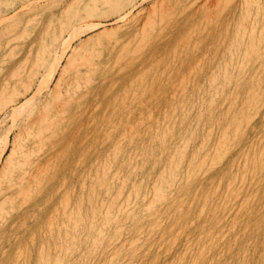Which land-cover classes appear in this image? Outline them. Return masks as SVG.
I'll return each instance as SVG.
<instances>
[{"label": "rangeland", "instance_id": "rangeland-1", "mask_svg": "<svg viewBox=\"0 0 264 264\" xmlns=\"http://www.w3.org/2000/svg\"><path fill=\"white\" fill-rule=\"evenodd\" d=\"M244 8L243 0H109L103 4L98 0H0V97L15 93L19 102L40 84L44 89L16 120L0 112V151H4L0 170L16 136L25 139L22 142L42 164L54 160L42 184L29 187L22 203L20 199L1 203L8 184L0 171V264H264V77L260 65L254 64L264 57L255 60L251 51L242 56L248 38L239 40L235 33ZM123 13L128 14L124 20L119 17ZM260 17L255 23L259 27ZM148 20L154 30L138 50L135 42ZM91 23L100 25L70 39L61 65L80 47L75 59L79 64L91 60L95 69L86 77L84 67L78 65L82 72L76 77L70 68L58 90L62 95L53 94L61 66L50 80L55 61L48 54L63 38H70L74 28L78 35V29ZM230 60L235 65L244 60L249 78L238 74L237 67L229 68L224 82L219 65ZM145 69L148 74L140 85ZM185 74H189V89L181 98L178 82ZM252 76L259 84L254 98L246 95ZM88 77L86 85L75 87ZM41 78L51 82L42 79V83ZM193 85L201 90L192 92ZM67 87L76 89L71 100ZM206 92L207 110L196 116L203 103L199 97ZM64 101L66 106L60 104ZM47 102L52 103L51 114L65 110L64 119L52 129L50 139L33 142L26 129L31 125L34 130L32 121ZM165 113L169 119L165 127L156 128L158 135L143 127L149 116L151 122L166 120ZM124 122L135 128L132 142L110 156ZM246 156L253 158L247 165ZM17 157L14 152L13 162ZM129 157L133 163H128ZM104 165L109 167L106 174ZM115 171L125 176L123 183L111 182ZM108 184L109 193L117 194L113 202L131 199L138 204L133 213L119 214L118 230L105 226V237L95 246L79 233L81 226L71 240L48 232L50 219L70 225L62 213L64 193L66 210L81 209L77 211L86 226V215L100 212L97 202ZM144 200H151L157 209L154 217L140 207ZM131 240L137 241L132 247Z\"/></svg>", "mask_w": 264, "mask_h": 264}, {"label": "bare ground", "instance_id": "bare-ground-1", "mask_svg": "<svg viewBox=\"0 0 264 264\" xmlns=\"http://www.w3.org/2000/svg\"><path fill=\"white\" fill-rule=\"evenodd\" d=\"M33 1V0H32ZM91 1V0H90ZM96 1V0H94ZM109 0H98V3H105ZM159 1H163V0H159ZM208 1V0H207ZM218 1V0H215V2ZM38 0H35V3H37ZM29 3H31V1H29ZM28 3V4H29ZM240 3H242L240 1ZM243 3L245 5V8L244 10H242V15L240 17V19H238V24H237V27H236V36L239 38L240 40V37L243 36V39L244 38H248L246 39L247 40V50L243 52L242 56L248 54L250 51L251 53L254 55L255 57V60H261L264 56V46L262 48L259 47V44L260 43H263L264 45V0H243ZM27 4V3H25ZM72 4V3H71ZM70 4V5H71ZM213 4V3H212ZM217 4V3H216ZM214 4V5H216ZM35 5V4H34ZM97 4L95 3L94 6H96ZM139 5V4H138ZM23 6V5H22ZM29 6V5H28ZM162 6V3L161 5ZM242 6V5H241ZM255 6V7H254ZM135 7V5L132 7V9ZM212 7V6H211ZM254 7L253 9H255V17L253 15L254 18H252V21L250 22V10L251 8ZM32 8V7H31ZM136 8V7H135ZM223 8V7H222ZM95 9V7H94ZM155 9L157 10L156 6H155ZM31 10V9H30ZM29 10V11H30ZM169 10V9H168ZM66 11V10H65ZM128 11V9H127ZM130 11V10H129ZM128 11V12H129ZM213 9L211 10H208V13L209 15H212L213 16ZM241 11V10H240ZM131 12V11H130ZM153 12V10H152ZM216 12V11H215ZM214 12V13H215ZM66 13V12H65ZM241 13V12H240ZM77 15V14H76ZM126 15H128L127 13L124 14L123 13V16H119L120 18H122L124 20V18L126 17ZM129 15H131L129 13ZM168 15V14H167ZM12 16V15H11ZM147 16H150V15H147ZM146 16V17H147ZM261 16V17H260ZM2 17V15L0 16V18ZM7 17V16H6ZM5 17V18H6ZM33 17V16H32ZM77 17V16H76ZM118 17V18H119ZM260 17V23H261V27H259L256 23V19H259ZM3 19V20H6V19ZM2 19V18H1ZM74 19V18H73ZM117 19V18H116ZM126 19V18H125ZM145 19V18H144ZM147 19V18H146ZM253 19H255V21H253ZM8 20V19H7ZM29 20V19H28ZM233 20V19H232ZM52 21V20H51ZM89 21V20H87ZM120 21V20H119ZM1 22V21H0ZM3 22V21H2ZM5 22V21H4ZM37 22V20H36ZM86 22V21H85ZM153 22V21H152ZM234 22V21H233ZM26 23V22H25ZM51 23V22H50ZM54 23V21L52 22ZM88 23V22H87ZM144 23V22H143ZM27 24V23H26ZM90 24V23H89ZM118 24V23H117ZM50 25V24H48ZM63 25V24H62ZM81 25V24H80ZM100 24H93L91 23V25L89 26H85L86 30H81L82 31H79L78 29V35L74 34L76 31H75V28H74V33H71L69 34L70 38H68L66 40V38H63V40L61 41V44L60 46L57 48V49H53L52 48H48V51L52 50L53 53L52 54H48V57L51 55L53 58V60L55 61H52V63L54 62V66L53 64L52 65V69L50 71V73L48 75H50V80L54 77L56 71L58 72V68L60 70V74H59V78L57 79L56 83L54 82L55 85L54 86V89L52 91L53 94H56L57 92H59V88H61L60 86H62V82H63V79L67 73V71L72 68V72H74L77 77V75L80 73L81 74V67H84L83 70H85L84 72V75H89V73H92L93 70L95 69L96 67V64L91 61V60H87L86 63H80L79 64V60L78 59H75V56L77 55V58L79 56V49L80 47H77V48H74L70 54V57L67 59V62L65 65H61L62 64V60H63V57L64 55L66 54L67 55V49L69 47V44H70V39H72L73 37H81L83 36L84 34L88 33L89 31L97 28V26H99ZM61 26V25H60ZM84 27V26H83ZM78 28V25L76 27V29ZM47 29V28H46ZM48 30V29H47ZM63 30V29H61ZM154 30V27H153V24L148 20L147 22H145L143 28H142V31L140 33V35L137 36V40L135 42L136 44V47L137 49H141V48H144L145 45L148 43V37L149 35L151 34V32ZM191 30V29H190ZM60 33H63V32H60ZM62 35V34H61ZM79 37V38H80ZM235 38V36H234ZM74 39V38H73ZM242 40V39H241ZM222 42V41H221ZM233 42H235V45H237V40L233 39ZM244 42V41H243ZM125 44V43H124ZM15 46V45H13ZM12 46V47H13ZM239 46V45H238ZM11 47V48H12ZM43 48V47H42ZM56 48V47H55ZM125 48H122V51H124ZM235 49V47H234ZM10 51V49H9ZM43 52V51H42ZM46 52V51H45ZM93 52V51H92ZM12 53V52H11ZM50 53V52H49ZM43 54V53H42ZM239 54V53H238ZM90 56L91 53H86V56ZM85 56V54H84ZM87 56V57H88ZM4 57V56H3ZM203 57V56H202ZM37 58V57H36ZM49 58H47L48 60ZM75 59V60H74ZM200 59V58H199ZM229 59V58H228ZM82 60V59H81ZM225 60V58H224ZM25 61V60H24ZM3 62V61H2ZM258 62V61H256ZM24 63V62H23ZM254 64H257L259 66V70H261L263 73L261 74V76L264 77V59L261 60L259 63H254ZM24 65V64H23ZM78 65H80L81 67L79 68ZM245 65L248 66V64L243 60L242 62L240 61L239 64H234L232 63V60H230L228 63H224V66L221 64L219 65V72L218 74L220 76H222V79L224 82H226L229 77L227 76L228 72H229V68L230 69H234L237 67V72L238 74H241L243 75V77H246V78H249V75H245L246 73H244V71L246 72V67ZM21 66V65H20ZM20 66L18 65V67L20 68ZM50 66V65H49ZM49 66H48V69H49ZM20 69H24L23 68H20ZM19 69V70H20ZM19 70L17 72V74L19 73ZM44 70V69H42ZM76 70V71H75ZM30 71V69H29ZM48 71V70H47ZM46 71V72H47ZM213 71V70H212ZM16 72V70H15ZM256 72V70H255ZM45 73V72H44ZM190 74V78H191V71L188 72ZM39 73H35V77L37 78V75ZM148 74V69H145L141 74H140V85L142 84L143 85V80L145 79V77L147 76ZM189 74H185L184 76H181L180 79H179V82L178 84L180 85V96L181 98H183L185 95L188 94V89H189ZM255 74V73H254ZM15 74L12 75V77L14 78ZM17 76V75H16ZM33 76V75H32ZM43 76V75H42ZM18 77V76H17ZM58 77V76H57ZM256 77V76H255ZM254 76H252L250 79H251V85L249 87V89L247 90V96H251L252 98H254V96L256 95V92H257V86L259 85L258 82H257V78H255ZM90 77L88 78H84L82 80V82L79 84L77 83L75 86L76 88H79L82 85H86L90 80H89ZM215 78H216V75L215 74H212V81L214 82L215 81ZM231 78V77H230ZM41 78V82L43 83V81L45 80V82L47 83L49 81V79L47 80V78L43 79ZM55 79V78H54ZM17 80V79H16ZM40 80V79H39ZM47 80V81H46ZM53 81V80H52ZM78 81V80H77ZM39 83V81H37ZM51 81H49L48 83H50ZM75 82V81H74ZM6 83V82H5ZM16 83V82H15ZM24 83V82H23ZM209 83V82H208ZM14 84V83H13ZM26 84V83H25ZM40 84V83H39ZM72 84V83H71ZM42 85L43 84H40L39 87L37 88V90H33L31 91L30 89V85H26V88L25 90L27 92H30L31 91V96L25 98L23 101H19V102H16L17 99H14V97L17 95L15 93L7 95V96H3L4 98H1L0 97V101H1V107H0V112L5 115V118H9L11 117L10 119L16 118L18 116H20L21 112L23 111V109L27 106H29V103L35 99V95L36 94H39L41 92V88H42ZM48 85V84H47ZM187 85V86H186ZM15 86V84H14ZM49 86V85H48ZM47 86V88H48ZM198 86V85H197ZM201 86V85H200ZM25 87V86H24ZM50 87V86H49ZM75 87L73 88V91L70 89V87H67L66 89V92L65 93H68L67 96H68V100H71L73 99V96L75 95ZM139 88L141 86H138ZM46 88V87H45ZM192 92H197L199 90H201V87H197L195 88V86L193 85L192 87ZM8 89V88H7ZM6 89V91H7ZM13 89V88H12ZM24 89V88H22ZM142 91L141 93H145L146 92V88L142 87L141 88ZM2 90V89H1ZM16 90V89H15ZM44 90V89H43ZM42 90V91H43ZM49 91V90H48ZM207 91V90H206ZM1 92V91H0ZM13 92H14V89H13ZM15 92H18L19 91H15ZM4 93V92H3ZM60 95L61 92H59ZM58 93V94H59ZM21 93L18 94V96L20 95ZM135 95H138L136 92L134 93ZM200 96V95H199ZM207 96V92L206 93H203L202 96H200L199 98H202L203 99V103L201 105V107L199 106V112H197L196 116H200L201 115V111L203 110H207V99L204 100V98ZM228 95L225 96V100L228 99L227 97ZM57 97H60L58 95H55L54 98L57 99ZM137 98V97H136ZM4 99V100H3ZM53 99V98H52ZM59 99V98H58ZM135 99V98H134ZM26 100V101H25ZM54 100V99H53ZM52 100V101H53ZM67 100V101H68ZM235 100V99H234ZM61 101V100H60ZM136 101V99L134 100ZM191 102V101H190ZM52 103L50 102H47V104L42 108L43 110H40V112H38V116L35 118L34 122L32 121V125L35 124V128L33 130V128H31V125H29L30 128L26 129L27 131V136L28 138L32 137V140L33 142H42L44 140V138H49L54 135V130H52L53 128H55L59 123L62 122V119H64V113H65V110H57L55 113H49V109L51 108V105ZM56 104V103H55ZM62 104L63 106L65 105L66 106V101L60 103ZM31 105V104H30ZM60 106V105H59ZM172 106V105H171ZM214 106V105H213ZM29 108V107H28ZM201 108V109H200ZM27 109V108H26ZM59 109V108H58ZM250 110V109H249ZM27 111V110H26ZM34 111V110H33ZM175 109L171 110L172 115L175 114ZM251 111V110H250ZM23 113V112H22ZM27 113V112H26ZM25 113V114H26ZM129 114H130V111H129ZM150 114V113H149ZM232 114V113H231ZM234 117V116H233ZM164 118L166 120H159L158 122H151V119H150V116H149V119H147V122L145 123V125H143V127H145L146 129H148L149 131L153 132L154 134L156 133V135H158V132L156 130V128H162V127H165V124L167 123V120L169 118H167V114L165 113L164 114ZM1 119V118H0ZM3 119V118H2ZM176 119V118H175ZM186 119V116L185 118L182 119L185 120ZM14 120V119H13ZM12 120V121H13ZM15 122V121H13ZM18 123V122H17ZM197 123V122H196ZM19 124V123H18ZM132 124V123H131ZM14 125V124H13ZM122 127V131H120V133L117 135V137L114 139V141L112 142L111 144V152H109V155L112 156V155H116L118 153L121 152V149H122V146L123 144H128L131 141V134L134 133V126L133 125H130L128 122H124L122 124H120ZM237 127V126H236ZM227 129V128H226ZM20 130V129H19ZM25 130V129H24ZM8 131V130H7ZM23 133V132H22ZM211 133V132H210ZM19 133H17L18 135ZM15 141H14V144L12 146V150H11V154L8 156L7 155V158L5 161H2L4 163V166L2 168V170H0L2 172V175H3V178L5 179L6 183L8 184V188H7V191L5 192V195H3L2 197V202L3 204L5 203H13L15 201V199H20L21 200V203L25 200V198L27 197L26 196V193L29 189V187L33 186V187H39L41 184H42V180H43V177L44 175H46L47 173H49L51 171V165L54 163V160H49V161H46V163L42 164L39 159L37 158L38 154L33 150V149H30L28 148V144H24L22 141H24L25 139L22 138V136H16L15 137ZM26 138V137H25ZM43 138V139H42ZM1 139V138H0ZM180 140V139H178ZM3 141L6 143V146L5 148L8 146V137L6 136L5 138L3 137ZM220 141V140H219ZM2 144V142L0 143ZM12 144V143H11ZM24 144V145H23ZM44 145V144H43ZM201 146V145H200ZM1 147V145H0ZM233 147V146H232ZM4 148V147H3ZM4 148V149H5ZM41 149V148H40ZM136 149V147H135ZM39 150V149H37ZM215 150V149H214ZM226 150V149H225ZM1 152V151H0ZM17 153V162H13L14 160L12 159V156L13 154ZM131 152V151H130ZM3 154H4V151L0 153V163H1V160H2V157H3ZM253 154V153H252ZM162 155V154H161ZM206 157V156H205ZM212 157V156H211ZM127 158V157H126ZM133 159L132 157H129L128 158V163H133ZM204 160V159H203ZM126 161V162H127ZM182 161V160H181ZM253 161V158L252 157H248L246 156V159H245V165L251 163ZM262 161V160H261ZM123 162V161H122ZM125 162V161H124ZM203 162V161H202ZM125 165V163H124ZM140 164H136V166ZM264 165V164H263ZM1 167V166H0ZM171 167V166H170ZM37 168V169H35ZM97 168V167H96ZM108 166L107 165H104L101 169H102V173L103 174H106L108 173ZM193 168V167H192ZM232 168V167H231ZM238 168V167H237ZM195 171V170H194ZM160 172V171H159ZM163 173V172H162ZM98 179L97 181L100 182L102 179H101V175L98 171ZM160 174V173H159ZM191 175V174H190ZM97 178V177H96ZM190 178V177H189ZM125 180V176H121L120 175V172L119 171H115V172H112L111 174V182L114 183H123ZM175 181V180H174ZM256 182V181H255ZM82 184V183H81ZM257 184V183H256ZM27 185V186H26ZM84 186V185H83ZM132 187H135V186H132ZM105 190H104V195L103 197H101V200L99 202H97V204H99V207H100V212H98L97 210H92L88 215H86V226H83V220L84 219H81L79 214H78V211H81L77 209H75L74 211L71 210V211H67L66 208L68 207L66 205V202H67V196L65 195V193L62 195V199H63V202H62V206L64 208V211H62L63 213V218H67V220L69 221L68 223L70 225H66L64 223H60V224H56L55 221H53V219H50L48 220V232L49 233H56L58 235H66V238L67 239H74L75 236H76V231L78 230L79 231V228L81 226L82 228V231L80 230V234H83V238L85 240H89L90 243L94 244V243H99L100 241L103 240V238L105 237V226H109V225H113V227L115 228V230H118L120 227H121V224H120V220H119V214L122 212H127V213H133V211L136 210V208L138 207V204L134 201V200H131V199H126L125 201H121V202H113L114 199H116V196L117 194H114L113 196L109 193V184L104 187ZM120 188V186H119ZM150 192V191H149ZM148 192V193H149ZM152 194V193H150ZM14 196L16 198H14ZM205 198V197H204ZM113 200V201H112ZM205 200V199H203ZM92 201V199H91ZM134 201V202H133ZM80 204V203H79ZM180 205V204H179ZM85 206V205H84ZM205 206V205H204ZM77 207V206H76ZM140 207H143L147 209V215L149 218H151L152 216L154 217L156 215V208L155 206L152 205V201L151 200H144L141 204ZM102 208V209H101ZM3 209V206L0 204V212L2 211ZM228 209H230L228 207ZM78 210V211H77ZM55 213V212H54ZM236 213V212H235ZM52 214V213H51ZM54 215V214H53ZM262 215V214H261ZM130 216V215H129ZM1 217V216H0ZM54 220H55V217H54ZM143 220V218H140V219H137V220H134V221H141ZM72 221V222H71ZM100 221V222H99ZM99 223H101V225H97ZM247 228V227H246ZM139 230V228L137 229ZM136 230V231H137ZM155 230V229H154ZM211 230V229H210ZM247 232V231H246ZM80 234H77V235H80ZM139 235L142 234V232H139L138 233ZM45 238V237H44ZM137 239H140V237L137 236ZM149 239V237H148ZM161 240V239H160ZM187 240V239H186ZM263 240V239H262ZM147 241V240H146ZM137 241L136 240H131L129 243H130V246H134V244L136 243ZM154 242V241H153ZM158 242V241H157ZM189 243V242H188ZM187 243V244H188ZM71 244V243H70ZM144 244V243H143ZM157 244V243H156ZM72 245V244H71ZM149 245V244H148ZM86 246V245H85ZM95 246V244H94ZM128 246V245H127ZM190 247V246H189ZM42 248V247H40ZM69 248V247H68ZM139 248V247H138ZM166 248V247H165ZM168 248V247H167ZM19 249V248H17ZM22 250V249H21ZM62 250V249H61ZM68 250V249H67ZM188 251V250H187ZM66 252V251H65ZM110 252V251H109ZM20 253V252H19ZM43 254V253H42ZM45 254H47L45 252ZM67 255V254H66ZM244 255V253H243ZM252 255V254H251ZM113 256V255H112ZM69 257V255H68ZM180 257V256H179ZM55 258V257H54ZM244 258V257H243ZM264 259V258H263ZM42 260V258H41ZM130 260V259H129ZM38 262V261H37ZM61 262V261H60ZM58 263V262H57ZM119 263V262H118ZM233 264V263H232Z\"/></svg>", "mask_w": 264, "mask_h": 264}]
</instances>
